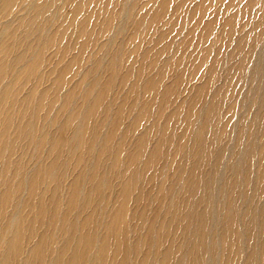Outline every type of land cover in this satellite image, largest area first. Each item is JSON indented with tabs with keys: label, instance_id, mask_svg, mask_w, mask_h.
I'll use <instances>...</instances> for the list:
<instances>
[{
	"label": "rangeland",
	"instance_id": "1",
	"mask_svg": "<svg viewBox=\"0 0 264 264\" xmlns=\"http://www.w3.org/2000/svg\"><path fill=\"white\" fill-rule=\"evenodd\" d=\"M78 226L85 264L109 230L126 264H264V0H0V264Z\"/></svg>",
	"mask_w": 264,
	"mask_h": 264
},
{
	"label": "bare ground",
	"instance_id": "2",
	"mask_svg": "<svg viewBox=\"0 0 264 264\" xmlns=\"http://www.w3.org/2000/svg\"><path fill=\"white\" fill-rule=\"evenodd\" d=\"M158 7L160 8V6H158ZM237 141H239V140H237ZM238 143L239 142H237V144ZM51 164L53 165L54 163H51ZM81 177H82L81 175L80 176L79 175L75 176L73 178V181L70 183V185H69V187L67 189V201L68 202H72L74 200V198H75V193L74 192H75L77 186L79 184H82V181H85L83 178H82L83 179L82 180ZM93 179L96 180L95 175H94ZM88 191H89V189H88ZM92 191L94 192L93 195L92 196H86L85 199H84L85 201L88 202L89 200H94V201H98L99 200L98 197L96 196V191L98 192L99 188L98 187H94V188H92ZM124 192L126 193L125 190H124ZM123 200H124V195L122 194V196L120 197V201H118L116 203L117 206H115L110 211V213H109L110 219L108 220L110 225H112V224H113V226H115V225L120 226L121 225V213H122V210H123V202H124ZM53 201H54V198H53ZM55 204H58V201ZM39 207L43 208L42 206H39ZM57 207L53 208L54 210L51 212L50 217L48 216V219H47V223H52L51 224L52 226L56 225V219L54 218V215L56 214V217H57V214L64 213L63 211L59 210V207L57 209ZM39 212L41 213V211H39ZM45 214L46 213L43 212V216ZM93 216H92V214L87 215V217H85V219L81 223L82 226L90 224L93 221V219H92ZM111 217H112V221H111ZM57 221L60 222L59 225H58L60 231L63 232L64 228L73 230V226L74 225L73 226L72 225H68L66 223V221H64L60 216H59V220L57 219ZM116 222H119V224H116ZM66 225H67V227H66ZM45 227H46V229L49 228L48 225L47 226L45 225ZM78 227L79 228H76V230H80L78 242H76L77 245L72 250V255L70 257L67 256L65 259H63V257H65V256L62 255L61 256V260H60L59 257H56L52 261L53 263L51 261H49V259H47V256H46L47 247H48L47 243H46L47 236L45 234L41 233L39 235V239L35 242V246L33 247L31 253L26 257L27 260H25V264H28V263L31 264L33 262L35 264H45V262L47 260H48V264H78L79 261H83L84 263H82V264H85V262L88 261V259L86 257V252H84V249H85V246H87L86 244L90 241V239L92 240L93 237H92L91 233H85V232L82 233L81 231H83V229H80V226H78ZM229 233H230V231L228 232V234ZM110 236H111V230H109V232L106 235V237L103 238V242L101 241L99 243L98 251L93 254V260H91L87 264H126L124 262V259L123 258L121 259V256H122V253L127 254L130 251V249L128 251V246H125V244L122 243V240H120V241L116 240L114 242L113 246H112L111 243L109 244V242L111 241ZM71 241H73L72 238L68 241V245H69V243H71ZM65 243L66 242H64V241L62 242L61 251L64 250V248L66 246ZM111 246H112V248H111ZM135 246L137 247V244H135ZM138 247H140V246H138ZM137 248L134 247L132 249V251H130V253L133 252V251L135 252L137 250ZM81 249H83V250H81ZM111 250H112V256H113L111 258L112 259L111 262L105 261L106 260V256L108 254L111 255ZM61 254H63V253H61ZM146 254H147L146 257L143 258V264L148 263V261H149V255H148V253H146ZM3 263L5 264V261ZM164 263H165V259H164V255H162L161 262L159 264H164Z\"/></svg>",
	"mask_w": 264,
	"mask_h": 264
}]
</instances>
